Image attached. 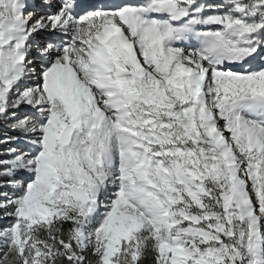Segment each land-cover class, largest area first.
I'll return each mask as SVG.
<instances>
[{"label": "snow or ice", "instance_id": "obj_1", "mask_svg": "<svg viewBox=\"0 0 264 264\" xmlns=\"http://www.w3.org/2000/svg\"><path fill=\"white\" fill-rule=\"evenodd\" d=\"M45 6L0 0V264H264V0Z\"/></svg>", "mask_w": 264, "mask_h": 264}, {"label": "rangeland", "instance_id": "obj_2", "mask_svg": "<svg viewBox=\"0 0 264 264\" xmlns=\"http://www.w3.org/2000/svg\"><path fill=\"white\" fill-rule=\"evenodd\" d=\"M54 2H57L56 0H54ZM208 2H212V0H209ZM42 13L46 14L48 12V9L46 6H43L41 10ZM46 36L47 38H42ZM49 35H47L46 33L44 35H41V40L37 38L38 41H46ZM24 108H21L20 113H24ZM31 110V109H30ZM21 113V114H22ZM31 114V112L29 113V115ZM27 115V114H26ZM11 121L5 122L3 119H0V159H9L10 157L7 155V150L9 148H16L17 150H21V151H28L29 150V146L23 142V137L21 136V133L19 131L13 130L10 127ZM15 136H21V140L17 141V142H11V143H3V141L8 138V137H15ZM23 174H20L17 176V179H23ZM9 177H0V202H3L4 200V193H7L9 196H11L13 194V192L15 191V189L11 186H5L7 185V181L9 180ZM9 190V192L7 191ZM102 201H104V198L102 197ZM106 202V201H104ZM0 210H4L3 208H0ZM0 213H2V211H0ZM1 215V214H0ZM3 217L0 216V221H2ZM3 223V221L1 222Z\"/></svg>", "mask_w": 264, "mask_h": 264}, {"label": "bare ground", "instance_id": "obj_3", "mask_svg": "<svg viewBox=\"0 0 264 264\" xmlns=\"http://www.w3.org/2000/svg\"><path fill=\"white\" fill-rule=\"evenodd\" d=\"M54 1H52V3H53ZM42 14H44V13H42L41 11H37V15L39 16V15H42ZM47 34V35H49L48 36V38L49 39H47L46 41H40L41 43H46V42H49V41H54L55 40V38L49 33V32H46V31H42L40 34H39V36H37V38L38 39H40L41 38V35H44V34ZM43 39L44 38H47L46 36H44V37H42ZM32 110H30L29 108H27V107H25L24 108V113H20L21 115H29V113L31 112ZM31 115V114H30Z\"/></svg>", "mask_w": 264, "mask_h": 264}, {"label": "trees", "instance_id": "obj_4", "mask_svg": "<svg viewBox=\"0 0 264 264\" xmlns=\"http://www.w3.org/2000/svg\"><path fill=\"white\" fill-rule=\"evenodd\" d=\"M0 211H2V213L4 214L5 210H0ZM8 211H11V209L9 208ZM8 217L11 220V223H13V218L10 216H8ZM143 264H154V259L151 255V253L146 254L145 258L143 259Z\"/></svg>", "mask_w": 264, "mask_h": 264}]
</instances>
